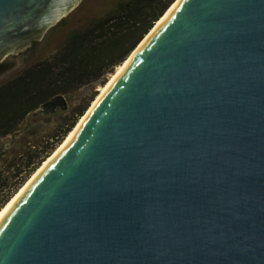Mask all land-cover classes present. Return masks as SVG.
Returning <instances> with one entry per match:
<instances>
[{
	"label": "water",
	"instance_id": "1",
	"mask_svg": "<svg viewBox=\"0 0 264 264\" xmlns=\"http://www.w3.org/2000/svg\"><path fill=\"white\" fill-rule=\"evenodd\" d=\"M81 1L0 0V62ZM0 264H264V0H179L0 213Z\"/></svg>",
	"mask_w": 264,
	"mask_h": 264
},
{
	"label": "trees",
	"instance_id": "2",
	"mask_svg": "<svg viewBox=\"0 0 264 264\" xmlns=\"http://www.w3.org/2000/svg\"><path fill=\"white\" fill-rule=\"evenodd\" d=\"M174 1L116 0L104 14L73 29L55 53L0 83V138L15 132L49 98L66 97L85 86L105 82ZM83 110H75L55 134L30 143L19 159L6 168L8 174L0 172V209L61 144Z\"/></svg>",
	"mask_w": 264,
	"mask_h": 264
},
{
	"label": "rangeland",
	"instance_id": "3",
	"mask_svg": "<svg viewBox=\"0 0 264 264\" xmlns=\"http://www.w3.org/2000/svg\"><path fill=\"white\" fill-rule=\"evenodd\" d=\"M115 2L116 0H82L74 10H72L58 24L50 28L41 38L31 41L30 44L23 49L13 54H9L0 63L4 66L3 69L0 70V83L14 77L20 73L23 68L55 53L65 43L68 34L73 29L84 27L92 18L102 15L112 8L115 5ZM115 70L116 68L108 74L105 82L85 86L66 96L65 109L59 108L56 112L49 114H29V116H27L25 127L21 129L12 140V133L1 137L0 141L11 140L9 144H12L15 140L19 141H15L13 145L0 151V172L4 171L8 174L6 168L19 159L22 155L21 152H24L25 148H27L30 143L40 142L42 139L55 134L73 117L72 115H74L75 110H78V108H84L83 113L78 116L76 123L72 127L73 129L80 117L87 111L100 93L101 87L106 84L110 75L115 72ZM23 123L17 129L22 128Z\"/></svg>",
	"mask_w": 264,
	"mask_h": 264
},
{
	"label": "bare ground",
	"instance_id": "4",
	"mask_svg": "<svg viewBox=\"0 0 264 264\" xmlns=\"http://www.w3.org/2000/svg\"><path fill=\"white\" fill-rule=\"evenodd\" d=\"M179 2V0H175L168 10L159 18V20L155 23L153 28L149 31V33L146 35V37L140 42L139 46L143 44V42L147 39V37L156 30V28L163 22V20L168 16V14L173 10V8L176 6V4ZM139 46L137 48H139ZM137 48L131 52V54L126 58L125 61H123L122 64L118 65L116 67L115 72H113L108 81L104 86L101 87L100 93L97 95L95 100L92 102L91 106L87 109V111L80 117L79 121L75 125V127L68 133V135L65 137L63 142L58 146V148L45 160L43 163L39 166V168L31 175V177L25 182L23 186L20 187V189L11 197V199L0 209V213L6 209L11 203L14 202V200L19 196V194L24 190V188L29 184V182L34 178V176L49 162L51 161L75 136L77 130L81 126V124L84 122L88 114L91 112L93 107L99 102V100L102 98V96L111 88V86L115 83V81L119 78L123 70L126 68V66L129 64L131 58L134 56L135 52L137 51Z\"/></svg>",
	"mask_w": 264,
	"mask_h": 264
},
{
	"label": "flooded vegetation",
	"instance_id": "5",
	"mask_svg": "<svg viewBox=\"0 0 264 264\" xmlns=\"http://www.w3.org/2000/svg\"><path fill=\"white\" fill-rule=\"evenodd\" d=\"M1 63V62H0Z\"/></svg>",
	"mask_w": 264,
	"mask_h": 264
}]
</instances>
